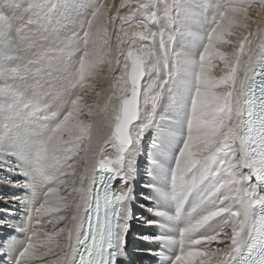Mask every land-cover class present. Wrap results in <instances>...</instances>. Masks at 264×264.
<instances>
[{
	"label": "snow or ice",
	"instance_id": "obj_1",
	"mask_svg": "<svg viewBox=\"0 0 264 264\" xmlns=\"http://www.w3.org/2000/svg\"><path fill=\"white\" fill-rule=\"evenodd\" d=\"M0 185V264H264V0H0Z\"/></svg>",
	"mask_w": 264,
	"mask_h": 264
},
{
	"label": "rangeland",
	"instance_id": "obj_2",
	"mask_svg": "<svg viewBox=\"0 0 264 264\" xmlns=\"http://www.w3.org/2000/svg\"><path fill=\"white\" fill-rule=\"evenodd\" d=\"M142 181H143V176L141 178H139L138 185L136 186L137 205H138V203H146L145 201L141 200V198H140V193L146 192L145 189L140 188V183ZM17 191H18L17 189H12V188H8V187H5L3 185H0V192H2V193H5V194L13 193L14 194ZM5 207H10V206L5 205L3 203H0V208H5ZM133 210L136 213L144 214L143 210L140 209L138 206H137V209H133ZM3 217H4V213H0V219H2ZM141 231H144L145 233H147L149 230L148 229L142 230L140 227H137V226H135L134 229H132V235H133V245H132L133 248L132 249H133V252L132 251L131 252H132V254L137 255L138 257L140 256L139 257L140 259H133V260L135 261V264H153L154 258L149 256L147 254V252L136 250L138 248L142 249V248L150 247L149 245H146L143 242L137 241L135 239L136 234L141 232ZM13 235H16V234L12 233L10 229H7L5 227H0V248H2L5 244V242L7 241V239L12 237ZM17 238H19V237L17 236ZM129 238H130V236H129ZM2 258L4 260L8 259L6 254H4Z\"/></svg>",
	"mask_w": 264,
	"mask_h": 264
},
{
	"label": "bare ground",
	"instance_id": "obj_3",
	"mask_svg": "<svg viewBox=\"0 0 264 264\" xmlns=\"http://www.w3.org/2000/svg\"><path fill=\"white\" fill-rule=\"evenodd\" d=\"M255 27H256V25L255 24H252L251 25V28L254 30L255 29ZM142 177V174H141V176L139 177V178H141ZM138 182H139V179L137 180V182H136V186L138 185ZM137 203L136 204H134L133 205V209H137ZM139 214H141V213H139ZM134 227H135V225L133 226V229H134ZM130 238H129V250H130V252L132 251L133 252V247H132V245H133V235H132V232L130 233ZM132 252H131V254H132ZM140 257V256H139ZM137 255H134V254H132V258L133 259H140Z\"/></svg>",
	"mask_w": 264,
	"mask_h": 264
}]
</instances>
